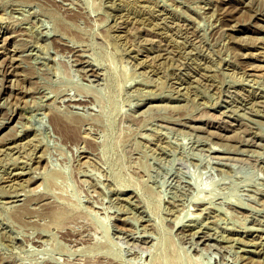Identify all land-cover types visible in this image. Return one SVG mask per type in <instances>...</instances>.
I'll return each mask as SVG.
<instances>
[{
  "label": "rangeland",
  "instance_id": "obj_1",
  "mask_svg": "<svg viewBox=\"0 0 264 264\" xmlns=\"http://www.w3.org/2000/svg\"><path fill=\"white\" fill-rule=\"evenodd\" d=\"M0 264H264V0H0Z\"/></svg>",
  "mask_w": 264,
  "mask_h": 264
},
{
  "label": "bare ground",
  "instance_id": "obj_2",
  "mask_svg": "<svg viewBox=\"0 0 264 264\" xmlns=\"http://www.w3.org/2000/svg\"><path fill=\"white\" fill-rule=\"evenodd\" d=\"M241 31V30H240ZM12 62V61H11ZM12 64V63H10ZM10 122V120H9ZM8 122V123H9ZM54 122H55V125L56 127L63 132V134H69V135H72L74 137H78V134H79V130L77 127L73 126L72 124H70L69 122H66L65 120L63 119H60L58 117H55L54 118Z\"/></svg>",
  "mask_w": 264,
  "mask_h": 264
}]
</instances>
